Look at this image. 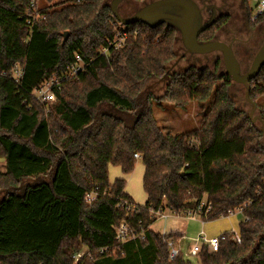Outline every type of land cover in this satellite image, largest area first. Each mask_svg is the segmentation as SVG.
Returning <instances> with one entry per match:
<instances>
[{
    "label": "trees",
    "instance_id": "obj_1",
    "mask_svg": "<svg viewBox=\"0 0 264 264\" xmlns=\"http://www.w3.org/2000/svg\"><path fill=\"white\" fill-rule=\"evenodd\" d=\"M37 1L0 0V71L7 72L0 75V264H192L183 252L170 258L166 240L182 235L152 229L151 210L186 213L203 200L212 205L205 221L246 206L240 241L228 238L217 251L203 245L199 264H264V129L236 105L224 64L220 71L173 70L155 95L149 80L163 77L179 56L175 27L126 25L115 48L109 41L120 23L107 0H46L51 5L38 6L39 18L30 25L27 12ZM226 21L217 18L199 40H213ZM262 23L264 12L253 25ZM76 53L92 63L80 81L57 91L46 117L33 92L60 75ZM16 64L25 69L21 84L12 78ZM249 84L264 93V67ZM154 100L183 110L196 103L199 127L165 132ZM139 160L144 205L126 193L125 177H109L111 165L126 176ZM120 200L137 210L118 207ZM122 221L143 237L119 242Z\"/></svg>",
    "mask_w": 264,
    "mask_h": 264
},
{
    "label": "rangeland",
    "instance_id": "obj_2",
    "mask_svg": "<svg viewBox=\"0 0 264 264\" xmlns=\"http://www.w3.org/2000/svg\"><path fill=\"white\" fill-rule=\"evenodd\" d=\"M147 0H140L138 2L133 1L129 8H125L124 12L129 13L130 11L134 9H138L142 4H144ZM150 1V0H149ZM243 0H209L210 3L216 4V5H222L225 3H228V6L226 5L225 9L223 10L224 13L228 12L232 15V17L226 21L224 26L222 28H225L224 31H217V33L214 35L213 40L227 42L229 41L232 36L231 31H237L236 36L246 38L248 37V32L245 29L244 31H240V28L243 27V19L242 15L244 14L243 10ZM107 2L110 4L112 0H107ZM53 3V2H51ZM37 5L39 7H45L48 4L46 0H38ZM249 5L252 8V13L256 12V1L250 0ZM220 14L218 15H221ZM124 15V14H123ZM241 15V17L238 16ZM126 16V15H124ZM222 16V15H221ZM242 19V20H241ZM167 23H163L162 27H167ZM120 27V25L118 26ZM229 31V33L227 32ZM118 28H114V32H117ZM233 39V38H232ZM260 42V40H259ZM242 46L241 43L235 42L234 48L239 51L240 47ZM252 46V47H251ZM258 45L253 43L250 45L251 47V55L253 54V51H255V48ZM175 50L177 54L180 56L184 52V46L181 40V36L179 33H177L176 43H175ZM99 51H104V48L100 47ZM249 54V51L247 52ZM249 54V56H251ZM178 56V57H179ZM180 60L179 58H177ZM176 59V60H177ZM248 58H245L247 60ZM223 63V56L220 51H213L210 53L205 54H187V56L182 57L180 60L178 66L175 68L176 72H183L187 68L190 67H216L218 66V70H224V67L222 65ZM174 68V67H173ZM172 68L165 72V75L163 77H157L150 79L149 81H155L154 84H151V90L154 92L155 95L162 94L166 85V81H168V74L172 72ZM73 81V80H72ZM74 81H80L78 78L74 79ZM153 83V82H152ZM252 86L250 90L249 97L253 99V101L256 104V110L252 117L250 116L251 110H252V104L248 101L246 96V87L243 84L233 82V84L230 87V94L232 95V98L234 99L236 105L243 109L245 113L250 118H256L257 116H261L264 119V113H262V110H264V93L263 94H256L254 93ZM57 95L56 99L52 102H44L37 100L39 104H41L44 107V115L48 117L50 115L51 106L54 105L57 102ZM213 102V97H211L208 101L204 102L202 104L203 106V112H207V110L210 108L211 104ZM196 103H191L186 110L174 108L168 106L164 102H159L158 100H154L153 102V110L156 118L158 119V123L161 125L163 130L165 132H170L172 134H178L182 133L191 129H194L196 127H199V116L198 111L200 110ZM50 117V116H49ZM255 123L261 127L262 122L259 119H256ZM54 131H58V126H55ZM142 162L139 160L136 163L135 169L131 174L128 176L126 175V189L127 191L132 194V196L139 202H141V199L144 198L145 191L143 188V181H142V173H141V167ZM112 166V165H111ZM112 174L111 178L113 181L115 180V173H118L119 175H122V170L119 166H112ZM119 170H115V169ZM4 169V159H0V170ZM111 179V180H112ZM22 190V189H21ZM4 193H1L3 195ZM166 213L169 215V218L165 221L160 218H156L155 222L153 223V228L155 231H162L164 228H168L170 224H174L175 222H178L180 224L185 223L186 221H189L188 226V233L186 237L183 239L181 245L183 253H188L189 247L191 244H193V241L195 237L197 236L198 232L203 231L205 236L208 238L219 236L223 233H232L234 231L235 233L239 234V224L242 220H244V214L241 212H236L235 214L231 216H222L213 220L205 221L203 227L202 223L197 220H193L190 218H178L170 209L165 210ZM189 219V220H187ZM169 224V225H168ZM83 251V250H82ZM186 257L192 261V264H199L197 255H189L187 254Z\"/></svg>",
    "mask_w": 264,
    "mask_h": 264
},
{
    "label": "water",
    "instance_id": "obj_3",
    "mask_svg": "<svg viewBox=\"0 0 264 264\" xmlns=\"http://www.w3.org/2000/svg\"><path fill=\"white\" fill-rule=\"evenodd\" d=\"M124 0H112L110 8L116 20L124 25L133 23H145L151 27L167 23L177 29L181 36L185 54L198 53L205 54L213 51H220L223 56V64L226 73L232 78L234 82L243 84L246 87V96L248 101L252 104L250 116L256 110V104L249 97L251 86L249 82L259 75L264 67V43L256 53L249 70L242 73L240 62L233 49V43L222 42L217 40H210L201 42L199 37L208 27H210L216 18V15L204 22L202 9L195 0H156L142 8L135 14L126 17L119 11V6ZM69 37V32L64 33L63 44ZM259 119L262 122L264 129V119L261 116L253 118L255 122Z\"/></svg>",
    "mask_w": 264,
    "mask_h": 264
},
{
    "label": "built area",
    "instance_id": "obj_4",
    "mask_svg": "<svg viewBox=\"0 0 264 264\" xmlns=\"http://www.w3.org/2000/svg\"><path fill=\"white\" fill-rule=\"evenodd\" d=\"M256 1V13L254 17H257L259 14L264 12V0H255ZM38 5L37 3H32V7L27 12L29 16V24L32 25L35 20L39 18ZM125 27L126 25L120 23V27H118V31L114 32L113 38L109 41V44L114 46L115 48H119L124 41L125 38ZM102 53L107 52L106 49L101 51ZM92 63V58L86 59L81 54L76 53L74 60L72 63L66 66L65 70L58 76H55L49 80L43 82L38 88H36L33 92L36 100L44 101V102H52L56 99L57 91L61 92L65 86V84L69 81H72L79 77L82 72L87 71V67ZM25 69L16 64L12 78L16 84H21L23 80ZM0 75L6 76V71H0ZM136 158H141L139 154L134 155ZM94 198L93 195L88 196V200H92ZM246 204L236 207L235 209H229L226 216H231L236 212L243 213L244 207ZM118 207H122L126 209L128 212H135L137 210V204L131 203L128 200H120ZM172 211V210H171ZM212 211V205L203 200L196 205L195 209L189 210L186 213L182 211H172L177 216H189V217H196L199 216L202 218V215L207 216ZM153 215L158 219L166 220L168 218V214L165 212V209L159 208L157 210H151ZM204 219V218H202ZM116 236L119 242L124 243L131 240H136L139 237H143L142 233H139L133 228L128 222L122 221L119 227L116 229ZM162 233V232H161ZM169 233V232H168ZM167 232L163 231V235L168 234ZM185 237L181 236V238L170 237L166 240L168 247L170 248V258L173 259L179 256L182 250V241ZM228 238L239 242L240 235L232 231L230 235L223 233L216 237L208 238L205 236L203 231H200L198 235L195 237L193 244L190 245L188 253L184 254L185 257L187 254L189 255H197L203 245H207L210 251H217L221 243ZM102 252L107 251L106 249H102ZM82 257V254H77L75 256V263L79 261ZM187 258V257H186Z\"/></svg>",
    "mask_w": 264,
    "mask_h": 264
},
{
    "label": "flooded vegetation",
    "instance_id": "obj_5",
    "mask_svg": "<svg viewBox=\"0 0 264 264\" xmlns=\"http://www.w3.org/2000/svg\"><path fill=\"white\" fill-rule=\"evenodd\" d=\"M133 1L138 2L140 0H124L119 6V11L121 13H123L124 15H126V17H129V16L135 14L140 8H142L143 6L149 4L153 1H156V0H150V1L147 0L137 10L134 9V10L130 11L129 13L124 12V9L129 8ZM195 1L198 3L200 8L202 9L204 22H207L212 17V15H214V13L216 15L215 20L217 18L219 19L223 16H227V20H229L232 17V15L230 13H228V12L224 13V11L227 10V9H225L226 8L225 4L216 5V4L210 3L209 0H195ZM220 12H223V13H221L222 16L218 15V14H220ZM239 17H241V16H239ZM256 18L257 17H254V15L251 17L250 20H249V16H248V19H247V17H242L244 23H243V27L240 28V31H244L246 29L248 34H249L248 37H246V38L238 37V36H236L237 31H231L232 32L231 36L233 39L231 38L229 41H227L228 43H230V42L233 43V49H234L236 56L240 62L242 73H246L249 70L256 53L258 52V50L260 49V47L264 43V27H262V26L254 27V25H253ZM223 26H224V24L218 29L219 32L224 31L225 28H222ZM227 32L229 33L228 30H227ZM259 40H260V42H259ZM235 42H239L242 44L239 51H237L234 48ZM253 43L254 44L256 43L258 46L255 48V51H253L252 56H249V54L251 55L250 51H251V47H252V46L250 47V45H252ZM248 51H249V54H247ZM187 54H189V53L185 54V48H184V52L178 58L181 60L182 57L187 56ZM245 58H248V59L245 60ZM180 60H178V59L175 60V62L171 65L170 69L172 68L175 71V68L178 66Z\"/></svg>",
    "mask_w": 264,
    "mask_h": 264
},
{
    "label": "crops",
    "instance_id": "obj_6",
    "mask_svg": "<svg viewBox=\"0 0 264 264\" xmlns=\"http://www.w3.org/2000/svg\"><path fill=\"white\" fill-rule=\"evenodd\" d=\"M242 3H243V7H244V10H243V12H244V14L242 15V17H247V19H248V16H250V15H254L256 12H254V13H252V8H251V6L249 5V2L247 3L246 2V0H243L242 1ZM224 4L225 5H227L228 6V3H225L224 2ZM228 10V9H227ZM238 16V15H237ZM241 16V15H240ZM239 17V16H238ZM260 26H262V27H264V23H262V24H260L259 25V27ZM256 29V28H255ZM143 164V163H142ZM112 166H110V168H109V177H110V182H114L116 179H118V178H122V177H125V178H127L126 176H124L123 175V173H122V175H119L118 173H115V180L113 181V179L111 178V174H112ZM115 170H119L118 168L117 169H115ZM144 172H145V166H144V164L142 165V167H141V173H142V181H143V176H144ZM128 176V175H127ZM112 179V180H111ZM126 181H127V179H126ZM125 191H126V193H128L129 195H130V197L133 199V201L135 202V203H137V204H139V205H144L145 204V202H146V199H147V196H145L144 198H142L141 199V202H139V201H137L133 196H132V194H130L128 191H127V189H126V187H125ZM145 195H146V193H145ZM166 210V209H165ZM166 212V211H165ZM177 216V215H176ZM168 218H169V216H168ZM167 218V219H168ZM178 218H182V216H178ZM183 218H190V219H193V220H197V221H200L201 223H202V227H203V225H204V223H205V220H203L201 217H199V216H196V217H189V216H183ZM166 219V220H167ZM165 220V221H166ZM187 220H189V219H187ZM169 225V224H168ZM153 224H152V226H151V228L152 229H154L153 228ZM188 226H189V221H186L185 223H183V224H180V223H178V222H175L174 224H170L169 226H168V228L166 229V228H164V229H162V231H159V232H162L163 233V231H165V232H171V231H178L183 237H186V235H187V233H188ZM155 230V229H154ZM199 233V232H198ZM198 235V234H197Z\"/></svg>",
    "mask_w": 264,
    "mask_h": 264
}]
</instances>
